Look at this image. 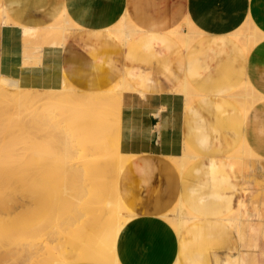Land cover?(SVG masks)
I'll return each mask as SVG.
<instances>
[{
	"label": "crops",
	"instance_id": "crops-1",
	"mask_svg": "<svg viewBox=\"0 0 264 264\" xmlns=\"http://www.w3.org/2000/svg\"><path fill=\"white\" fill-rule=\"evenodd\" d=\"M64 9L79 28L64 45L45 42L43 30ZM4 10L12 22L0 23V41L2 31L16 32L18 67L41 88L59 90L66 80L75 92H120L127 84L138 94L124 98L120 113V149L134 157L119 179L134 214L119 238L120 263L235 258L241 239L222 219L241 201L244 181L229 156L245 140L264 160V0H0V17ZM121 19L136 30L126 44L109 33ZM186 22L195 36L189 47L173 34ZM252 23L263 38L247 52L232 35ZM24 25L38 36L27 39ZM184 83L192 88L188 108L175 92ZM243 87L256 91L247 115L235 99ZM185 147L193 156L181 175L173 159ZM179 202L201 217L184 218L181 237L165 219Z\"/></svg>",
	"mask_w": 264,
	"mask_h": 264
},
{
	"label": "rangeland",
	"instance_id": "rangeland-1",
	"mask_svg": "<svg viewBox=\"0 0 264 264\" xmlns=\"http://www.w3.org/2000/svg\"><path fill=\"white\" fill-rule=\"evenodd\" d=\"M3 17L5 16H2V18ZM64 20L66 19H57L53 24L49 25L46 29L43 30V38L45 39V42L53 41V45H64L65 37L67 33H69V29L64 30V28L70 25H74V28L79 27V25L71 19H67L66 21ZM5 21H7V24H11L12 22L11 19H7ZM63 22H65V25H63ZM0 23L3 24V19H0ZM247 25L245 26L244 30H240L232 36L241 41L245 50L248 52L254 45L250 44L248 47H245L244 45L243 35H247V33L251 34L253 31L252 25ZM10 29L11 28H9L8 30L6 29L7 31L4 30V32L2 31L1 35L0 78L7 77L12 79H19L21 81V88L25 90L24 93L26 95L24 96V98H17L12 93H9L7 95L0 94V173L4 172L3 168L7 166H11L14 169V178L11 180L13 181V184L7 185L6 183L5 185L0 187V201L7 202L12 208L14 207V212L8 215V223L11 222L14 225L13 227L16 229L14 230V232H12L14 234L13 238L16 240L13 241V244L11 243V245H7L6 243L0 241V253L2 252L0 258L4 259V257H8L10 260L12 259L11 257L13 255L16 256L18 254L17 250L19 249L17 248H19V246H21L22 249L25 246L26 249L24 248V250H29L30 246H32L33 244L35 245L37 242V245L39 244L38 246H40V241L42 243L40 247H42L43 251L45 250V245L51 247H49V250L51 249V253L54 258L55 256L56 258L64 255L72 256V254L80 252L82 250V247L84 250L91 245V242L89 243L83 239H81V241H78L80 238L75 234L77 232V223L76 225L74 224L76 227L72 225V223H74L72 222L74 221V218L72 217V215H70L71 210H75L77 208L75 200L69 198L66 201L64 208L60 210L62 212L59 211L61 214L59 212H56L57 214L51 215L48 214L50 211H48L47 213L46 210L42 208H38L34 213H30L27 211V208H30L32 205L31 199H33V195H37L39 199H42L43 202L48 205V199L51 201L52 199L58 200L57 197L59 198V195L61 193H65L66 191L75 193L76 190L79 189V181L81 178L67 171L66 174H64L65 172L64 169L61 168V165L66 164V162L68 161L73 165L77 164L78 156L80 155L81 151L79 149V146H76L77 141L84 143L82 144V146L85 145V143L91 144V142H93V130H95L98 125H100L99 123H103L104 120L106 122L110 120V128L113 132L114 138H117L118 135L121 136L117 118L118 113L116 117H111V115L114 114L113 111L114 108L116 110L117 105L113 104L115 102H111V104L109 102V104L104 105V107L92 106L91 103L86 102L88 99H83L82 106H78L72 103H68L66 99L64 100V98H62L63 96H61V98L59 99V91H63L65 88H70V85L66 82V80H64V85L59 90H46L41 88L39 85H37L34 77H32L30 74H23L19 69L16 55L17 35L14 30ZM134 29L135 28L133 27V30ZM181 29L184 34L181 36L180 41H182V43L186 47H189V45L193 42L195 36L192 32L188 33L191 27L187 25V22L184 23L178 30L181 31ZM73 31L74 30H72L71 33L67 36L69 37L73 33ZM242 31L243 33L241 34ZM32 32L29 35H25L27 39L38 36L37 29H33ZM200 36L201 35H198L197 37ZM50 37L52 39H50ZM132 38H126L123 36V38L119 40L126 44ZM186 40H188V42ZM34 58H36V56H29L28 58H26L24 63L29 64L33 61ZM77 91L79 92L74 91V93L78 95L88 94V92L85 93L84 91L79 89H77ZM175 92L185 95L184 93H182L183 87L176 89ZM250 93V90L245 87L240 89V91L238 92L237 96H239V98L240 96H246L244 97V99L240 98L242 104L237 102L236 100V102L242 109L246 106H248V108L250 109L253 106V101H255L256 98L252 99ZM122 95L127 99L129 97H132L134 94L129 91H124ZM123 97L119 99L118 102H116L120 109H122L125 105V99ZM61 99L62 102L59 101ZM17 101L19 103L25 101V103L27 104H25V109H23L22 111L13 113L14 106ZM104 109L109 110V112ZM9 111H12V113H9ZM99 111L100 114H98ZM96 115L99 117H97ZM106 116H109L110 118H107ZM56 118L58 120H56ZM49 121H51L52 123ZM57 122H60L61 124H58ZM44 124L45 126H43ZM49 126H51V128ZM70 140H72V144L74 145V147L67 144V141L70 142ZM242 149L243 147L241 145V147H239L233 154L229 156V161L241 174L244 181V186L243 193L240 199L241 203L239 202L236 209L232 211L234 215L230 214L227 217L240 218L239 236L241 239L242 248L241 252L236 255L235 258L226 259V261H231L233 262V264H264V160L261 159L257 154H255L252 150L251 151L255 156L250 155L249 153V155H247L244 149L243 151H241ZM89 156V158L93 157L92 155ZM182 156L183 157L180 158L184 160L188 158V160L186 161L190 164L193 156L192 152L189 153L186 149ZM239 157L240 159L244 157L242 160V164L239 162ZM4 176L6 177V174H4ZM175 215L176 211L172 210L170 215L168 216L172 217ZM62 218L63 220H61ZM133 218L134 214H125V220L129 219L127 220L128 225L132 222ZM59 221L64 224L62 225ZM226 222L238 233V223L237 221H235V219ZM54 224L57 225L55 226ZM0 228L2 230H0V234H12L11 231H6L7 229L10 230L12 227L7 226L6 228ZM52 230H54L56 233ZM47 231H49L50 234H44ZM58 233L59 235H57ZM16 235L17 237H14ZM66 236L68 239L66 238ZM56 239H59L60 241ZM58 241L60 245L58 244ZM77 241L78 244L76 245ZM61 242L64 248L63 246L61 247ZM16 243L19 244L17 245ZM14 244H16L17 248ZM23 244L24 246H22ZM92 245V250L103 249L102 247L98 246L99 242L98 245L96 242ZM118 245L116 247L117 256ZM13 248H16V255L15 252L14 254L12 252V250L14 251ZM22 249L21 253L23 252ZM9 250L12 252V254L11 252H8ZM27 251H25L26 254ZM6 252H8V254ZM25 252L22 255H26ZM8 258H6L5 260H8ZM8 264H11V262H8ZM220 264H224V262Z\"/></svg>",
	"mask_w": 264,
	"mask_h": 264
},
{
	"label": "bare ground",
	"instance_id": "bare-ground-1",
	"mask_svg": "<svg viewBox=\"0 0 264 264\" xmlns=\"http://www.w3.org/2000/svg\"><path fill=\"white\" fill-rule=\"evenodd\" d=\"M6 10H4L3 14H1L2 16H5V17H3V18H2V16L0 17V19H3L4 25H7V21H5V20L10 19ZM59 19H66L67 20L66 9H64L62 16ZM66 20H64V21H66ZM63 25H65V22H63ZM187 25L190 26V24H188V23H187ZM133 27L134 26L128 21V19H121L114 27L109 29V31H110L109 33H112L111 35H115V38H117V40L122 39L123 36L126 38L127 37L132 38V37H134V34H135V29L133 30ZM247 27H248V25H247ZM20 28L23 30V33L25 35H29L33 31V29H35V28H33V29L28 28L25 25L21 26ZM78 28L79 27L74 28V25H70V26L65 27L64 30L69 29L68 32L70 33L72 30H75V29L77 30ZM252 28H253V31L251 34L247 33V35H245V34L243 35L244 36L243 42H244L245 47H248L250 44L256 45L263 38V35L254 28L253 23H252ZM29 29H31V30H29ZM107 32H108V30H107ZM175 32H173V34L178 39H180L181 36L184 34V32L182 30L180 32H176V33ZM190 32H192L191 29L188 33H190ZM188 33H185V34H188ZM242 33H243V31L241 32V34ZM186 41L188 42V40H186ZM182 87H183L182 93L185 94L186 107L188 108V105L193 100L192 93H191L192 88L187 83H184ZM124 91H129L132 94H134L136 97L138 95V94H136V92L129 89L127 84L124 85L123 90L119 93H113V92L112 93H110V92L89 93L88 92L87 95H78V94H75L73 90L70 91V90H67L65 88L63 91H59L60 95L59 94L58 95L60 96L59 99L61 98V96H63L62 98H64V100L66 99V101L68 103H72V104L78 105V106H82V100L83 99H85V100L88 99L86 102L91 103L92 106H103L104 107V105L109 104V102H110V104H111V102H115L113 104L117 105V108H116V110L114 108V111H113L114 114H112L111 117L112 116L116 117L117 113H118L117 118H118V125H119V131H120L121 109L119 108V106L116 102H118L119 99H121L123 97L122 94ZM250 91H252L250 93V96L252 99H254L256 97L254 95V94H256V91H253L252 89ZM24 92H25V90H23L21 88V81L19 79H12V78H7V77H3V78L1 77L0 78V94L1 95H7L9 93H12L17 98H24V96L26 95ZM235 97H236L235 99L237 100V102L242 104L240 98L244 99V97H246V96H242V97L240 96V98H239V96H235ZM34 98H35V96H34ZM59 101L62 102V99ZM253 102H255V101H253ZM63 103H64V101H63ZM25 104H27V103H25V101H23L22 103H19L17 101L15 103L13 113H18V112L22 111L23 109H25ZM113 104H112V106H113ZM114 107H116V106H114ZM98 109H96V110H98ZM107 109H109V108H107ZM243 109H244V114L247 115L249 112L248 106L244 107ZM104 110H106V109H104ZM110 110H112V109H110ZM106 111L109 112V110H106ZM9 113H12V111H9ZM66 114H67V112H66ZM98 114H100V111ZM97 117H99V116H97ZM107 118H110V117L108 116ZM56 120H58V119L56 118ZM51 121H49V122H51ZM61 121H62V119H61ZM104 121H103V123H99L100 125H98L97 128L95 130H93V132H92L93 142H91V144L85 143V145L82 146V144H84V143L77 141L76 146H79V149L81 150L80 155L78 156L77 164L73 165L68 161V162H66V164L61 165V168L64 169V172H65L64 174H66V171H67V172H70L71 174L77 175L81 178L79 181V184H80L79 189H77L75 193L70 192V191L69 192L66 191L65 193H61L59 195V198L57 197L58 200H53L51 198L52 199V201H51L48 199V201H47L48 205L46 203H44L42 199H39V197L37 195H33L32 196L33 199H31L32 205L30 208H27V211L30 213H34L38 208H42V209H45L47 213H48V211H50L48 214L54 215V214H57L56 212H59L60 210H62L64 208L65 203L69 198L74 199L76 204H77V208L75 210H71L70 215H72V217L74 218V221H72L74 223H72L71 221L70 222L72 223V225H74V224L76 225V223H77V225H76L77 227L74 225V227L77 228V232L75 234L80 238V239L78 238L79 240L78 239L77 240L81 241V239H83L89 243L91 242L90 247H87L84 250L82 247V250L80 252L74 253V254H72V256L71 255H68V256L64 255V256H61L58 258H56V256H55V258H54L52 253H51V249L49 250L50 246L45 245V247L43 246L45 248V250L44 251L42 250V247H40L42 245L41 241L39 242L40 246H38L39 244L37 245L38 242L35 245L31 244L32 245V246H30L31 249L30 248H29V250L27 249L28 251L24 250V248L26 249L24 244L22 245V246H24L22 249L21 246H19V248H17V246H16L17 243H16L14 245L16 246L17 249H19V250H17L18 254L16 255V250H15L16 248H13L14 251L12 250V252H13V254L15 252L16 256H14V255L12 256L11 255L12 252L10 251L11 250L10 249L8 252L9 253L11 252V254H10L12 256V257L10 256L12 258V259H10L11 261L9 260L8 257H6V258H8V260H5L6 259L5 257H4V259L0 258V264L1 263L2 264H6V263L8 264V262L9 263L11 262V264H121L120 260L117 256V253H116V247L118 245L121 233L123 232L125 227L128 225L127 220H129V219L125 220V214L133 215V212L129 208V206L124 202L123 198H121V196H120V192H119L120 191L119 190V186H120L119 182L120 181H119V179L121 177V174H122L124 168H126V165L128 164V162L134 157L133 156H127V155L122 153V151L120 149L121 148V146H120V143H121L120 137L121 136L118 135L117 138H114L113 132L110 128V120H108L107 122L105 121L106 124L104 123ZM44 122H45V120H44ZM43 126H45V124ZM49 127L51 128V126H49ZM66 140H65V142H66ZM67 144L74 147V145L72 144V140H70V142L67 141ZM242 147L246 151L247 155L250 154V155L255 156L254 153L251 151V149H249V147L246 145L245 140L242 143ZM185 149H187V148L185 147ZM243 149L241 151H243ZM187 150L189 153H191L190 149H187ZM89 155H92L93 157L89 158L90 157ZM253 156H251V157H253ZM184 157H185V155H184ZM167 158L173 159V157H171V158L167 157ZM243 158L244 157H242V159H240V157H239V159H240L239 162L241 164L243 163V161H242ZM135 159H136V157H135ZM173 160H174L173 162H174L175 166L178 168L177 169L178 172L180 171L181 175H183L186 168L189 165V162L186 161V160H188V158L185 160L182 158H179V159L175 158ZM41 163H42V161H41ZM43 163H45V162H43ZM46 167H47V165H46ZM141 167H143V166H141ZM139 169H141V168H139ZM3 171L4 172L0 173V187L5 185L6 183H7V185L13 184V181H11V180L14 178V174H13L14 169L11 166H7V167L3 168ZM3 173L6 174V177L4 176ZM77 179H78V177H77ZM174 207L175 208L173 210L176 211V215L171 217V216H167V214H166L165 219H166L168 225L175 230L177 236L181 237L182 234L187 230L186 226L183 225V222H182L183 219L184 218H190V219H195V220L201 221V217L192 214V212H190L181 202H179L177 204V206H174ZM13 208L9 205V203L4 202V201H0V227H4V228H6L7 226L12 227L10 230H8V229L6 230V231H11V233L14 232V230H16L13 227L14 225L11 222L8 223V219H9L8 215H10L14 212ZM60 212H62V211H60ZM5 214H7V215H5ZM64 214H66V213H64ZM231 214H233V213H231ZM237 216H239V215H237ZM234 219L238 223V236H239V233H240V230H239L240 218L239 217L224 218L222 220L232 221ZM61 220H63V218ZM59 222H61V221H59ZM66 223H65V225H66ZM61 224H62V222H61ZM63 227H65V226H63ZM4 228H2V229H4ZM76 228H74V229H76ZM0 230H1V228H0ZM52 231L55 232L54 230H52ZM52 231H51V233H52ZM46 233L50 234L49 231L45 232L44 234H46ZM59 233L57 235H59ZM13 235H14L13 233L9 234V235L7 233L0 234V241L6 243L7 245H11V243L13 244V241H16L13 238ZM17 235L14 237H17ZM67 236H66V238H67ZM239 238H240V236L238 237V240H239ZM56 240H59V239H56ZM59 241H58V244H59ZM78 241H77L76 245L78 244ZM95 242L97 243V245L99 242L98 246L102 247L103 249L102 250L101 249L92 250L91 249L93 246L92 244ZM239 242H240V240H239ZM61 244H62V242H61ZM62 246H63V244L61 245V247ZM63 248H64V246H63ZM21 249L23 251L22 253H21ZM18 251H20V252H18ZM25 251H27V254ZM76 251H78V250H76ZM8 252H6V253L8 254ZM24 252L26 255H22ZM1 253H0V257L2 255ZM19 253H21V254H19ZM3 254H5V253H3ZM5 256H7V255H5ZM224 264H233V262L225 261Z\"/></svg>",
	"mask_w": 264,
	"mask_h": 264
}]
</instances>
